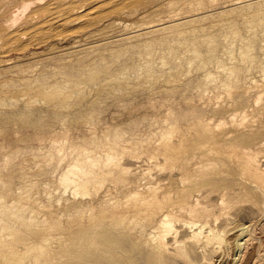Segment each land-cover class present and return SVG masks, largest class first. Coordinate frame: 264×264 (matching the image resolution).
<instances>
[{
  "label": "rangeland",
  "instance_id": "1",
  "mask_svg": "<svg viewBox=\"0 0 264 264\" xmlns=\"http://www.w3.org/2000/svg\"><path fill=\"white\" fill-rule=\"evenodd\" d=\"M24 1L29 3L28 7H22ZM39 1L17 0L8 7L9 11L12 9L10 12H0V28H12L0 37V82L11 80L8 90L15 91L23 87L19 80H50L52 84L62 85L64 91L73 89V93L68 99L70 102L60 110L53 108L57 100H42L34 110H27L25 97L19 101L12 99L15 106L8 108V115L0 119V224L10 225L21 233L36 230L45 221L58 225L50 233L30 235L34 247L29 249L30 259L26 258L24 264H84L86 258L80 249L84 241H81L79 227L72 224L71 219L83 213V219L88 220L91 205L85 211L72 214L68 210L75 203L89 201L90 195L84 200L73 198L70 191L57 187L47 158L39 151L49 149L53 134L67 136L73 142L88 139L92 132L101 136L106 131L119 136L114 157L116 168L110 174L104 173L108 181L99 187L102 199L92 202L98 210L103 209L102 213H108L111 208L126 210L129 191L140 187L141 183L168 187L170 195L176 199L178 187H182L180 176L193 173L188 163L191 155L199 152L193 150L195 144L211 146L220 132L231 130V118L237 113L249 112L248 124L261 132L257 139L264 142V97L258 106L261 109L253 108L258 92L264 93V0H204L197 9L187 8L189 3L175 6L174 0H73L75 6L84 2L78 16L65 13L59 6L50 9L49 0L40 1L42 4ZM19 10L13 22L12 14ZM37 10L41 18L25 29L24 23ZM149 19L152 24L145 27L174 21L195 22L169 32L132 37L142 33L137 32V26ZM247 40L252 48L245 58L240 50ZM146 42H149L147 46ZM230 47L234 48V59L227 54ZM194 50L200 52L195 59ZM188 61L193 62L190 68ZM231 66L232 75L227 72ZM89 73L94 74L95 81L88 79ZM207 73L217 76L215 86L232 81L238 91L230 95L213 85L206 86ZM157 76L162 77L157 79ZM164 76H177L179 83L166 85ZM253 81L260 86H252ZM248 86L250 93L242 98V104L232 111L223 106L229 105L232 99H240V91ZM0 96L9 100L2 92ZM31 119L40 122L46 119L52 124L36 132L27 128L26 123ZM64 119L67 124L59 122ZM163 128H172L167 135L170 152H166L169 145L162 138ZM27 176L39 180L40 187H36L39 195L36 193L37 197L26 201L19 199V193L26 189L22 186L28 183ZM243 187L231 180H213L209 185L204 184L193 197L204 198L212 212L208 218L210 225L223 229L234 223L258 220L262 213L264 200L260 193L249 184L245 186L248 189ZM41 188L42 191L46 188L52 199L45 198ZM32 191L29 190V196L34 194ZM223 202L224 207L227 205L224 210ZM125 215L131 214L126 212ZM187 215L182 214V218L189 219ZM180 225L176 224L178 236L188 231L186 227L179 228ZM127 229L109 226L103 230L108 250L115 260L121 264H155L152 251L144 245L149 230L131 237ZM171 239L166 240L168 248H160L161 264H198L202 260L201 250L189 243L188 260L178 257Z\"/></svg>",
  "mask_w": 264,
  "mask_h": 264
},
{
  "label": "bare ground",
  "instance_id": "2",
  "mask_svg": "<svg viewBox=\"0 0 264 264\" xmlns=\"http://www.w3.org/2000/svg\"><path fill=\"white\" fill-rule=\"evenodd\" d=\"M16 1L17 0H0V12L3 11L5 13L10 12L12 9L9 11L8 7L14 4ZM40 1L42 2V0ZM174 1H175L174 3L175 6H178L180 3H182L183 6L186 3H189V6H187V8H194V9H197V7L202 6L204 2V0H174ZM210 1L215 2L218 0H210ZM26 2L24 1L23 4L21 3L22 7L29 6V3ZM74 2L75 1L73 0H49L47 6L48 7L51 6L50 9L59 6L60 8H64L63 10L65 11V13L67 12L78 16L81 12V8L84 5V2L82 1L80 6H75ZM162 5H164V3ZM249 6H252V4H249ZM18 12H20V10L12 14L13 22L16 21L15 16ZM40 18L41 17L39 10L34 11L32 14H30L28 20L24 23L25 25L23 27L26 29V26H28L32 21L38 20ZM194 22L195 20H189L183 23L174 21V23L172 24L165 23L158 25L156 27H152V26L145 27L147 24H152V20L149 19L137 26L138 28L137 32H142V33L136 34L132 37H138L140 35H149L157 32H161V33L169 32L183 25H192L194 24ZM23 27H21V29H23ZM10 30H12V28L8 29V27L7 28L1 27L0 37H3L4 34L5 33L7 34L8 32H10ZM241 43H243V40ZM148 44L149 42H146V46ZM251 46L252 45H250L247 40V42H245L244 47L241 48L240 54L246 58L248 56L247 54L252 48ZM226 51L227 54L232 59H234L235 56L234 48L230 47ZM198 52L197 50L193 51V59L197 58ZM192 63L191 61L190 62L188 61L189 68L191 67ZM227 72L232 75V73L234 72L232 66L227 69ZM160 77L162 76H157V79H160ZM94 78H95L94 74H90L88 79L95 81ZM217 79H218L217 76L213 75L212 73H207L205 75V85L215 86L216 84H218ZM19 81L23 87L22 89L20 90L18 89L15 91H13V89L12 91L8 90L9 86L12 83L11 80H3L0 82V92H2V94L3 93L6 94L9 99L6 101L3 100L0 96V119L8 115L7 114L8 108L10 107L12 108L15 106L13 100L19 101L25 97L26 100L24 104L27 110H34L41 103L42 100H45V102L57 100L56 103L58 102V104L53 106V108L56 110H60L67 105V101L72 96L73 93V89H67L66 91H64V89L61 87L62 85H57L58 83L52 84L50 80H38L35 82H30L29 80L23 79ZM164 81L166 85L168 84L169 86H174L177 84V82L179 83V78L177 76L165 77ZM260 84L262 86V83ZM257 85L259 84L256 81H253L252 86L257 87ZM235 86H236L235 83L231 81L229 83L227 82L221 84L220 86H215V89L224 90L228 92L227 94L231 95L236 90L238 91V88H236ZM76 88L77 87H75V89ZM240 93L242 95L239 97L240 99H232L229 102V105H223V106L231 111L233 110V108L235 107L237 108L238 105L242 104V98H244V96H247V94L250 93V87L248 86L242 88V91H240ZM258 93L259 96L255 100L253 106V108L256 107V109L259 108L258 107L259 104H262L260 102H262L261 99L262 97H264L263 96L264 93H261V91H259ZM260 109L261 108L257 110ZM248 117H249L248 111H243L239 114L237 113V115L235 114V116H232L231 130L222 133L220 132L218 134V137L213 139L214 141L211 140L212 141L211 146L202 147L198 143L195 144V149L193 150L195 151L197 150L199 152H194L193 155H191L193 156L191 161L190 162L187 161L189 162L188 163L189 166L193 168L192 169L193 173H185L182 176H180L182 187H178V196L176 197V199L172 198L168 190V187H153L149 183L140 184L141 181H139L138 184H140L139 185L140 187L129 191L128 198L126 200L127 203L125 205L126 210L121 211V209L118 208H111L108 211V213H102L103 209L98 210L92 204V202L96 200L100 201L102 199L101 190L99 189V187H103V183L106 181V177L104 173L109 172L110 174V172L112 170L114 171V168H116V162L114 157L117 155L119 136L117 135L112 136L111 133L109 134L106 131L101 136L97 135L95 132H92L90 133V137L88 139H81L76 142H73V141H69L67 136L59 137L56 134H53L50 138L49 149L46 151H39L44 158H47V164L51 167V172L54 173V177H56V180H54L53 178L51 179L56 181L57 187H63L66 191H70L73 198L81 197L83 199L84 197L90 195V198H88L89 201L75 203L74 200L75 204H73L68 210V213L72 214L78 210L85 211L88 208V206L91 205L92 211L89 212L88 220L85 221L83 219L84 217L83 213L80 217H72L71 219V223L76 224L79 227V232L81 233V237H80L81 241H84L83 246L80 248L81 254H83V256L86 258L84 264H121L120 262H117L115 260L114 255H112L109 252L108 244L105 241L106 236L103 234V230L107 229L109 226H113L114 228L117 227L121 229L123 227L127 229V227L132 226L126 230V232H128L131 237L136 236L137 233L140 231L149 230L148 237L144 245L145 248H147V250L149 249L150 251H152L153 257H155L154 259L155 264H161L162 254L160 252V248L161 249L168 248L167 247L168 242H166V240L170 238H172L171 240L175 249L173 251H175V254L182 259L188 260V255H190L187 254V250H186L188 243L192 245L194 249L197 248L201 250L200 255H202V258L200 259L202 260L198 264H264V208L263 207H262L263 210L261 209L262 213L260 214V217L258 216V220L252 219L253 221H249L248 224L234 223L228 228L225 227L223 229H217L215 227H212L210 225L211 223H209L208 218L212 216V212L211 209L208 208L209 206L205 205L204 198H202L201 196L196 198L193 197L194 193L200 190V188H202L204 184L209 185V183L213 180H217L219 182L222 181L228 182V180H231L237 184L244 186L243 187L244 190L248 189V187H245L248 184L252 187L254 186V190L259 192L260 193L259 196L261 195V197L264 200V166H263L264 153L262 150L264 149L263 148L264 142L257 139V137L259 136L258 134L261 132L256 127L255 128H253L254 126L251 127L252 126L251 123L248 124L249 121ZM66 119L62 121L60 120L59 122H62V124H67L68 122ZM28 122L26 123L28 124L27 128L32 129L33 131L36 132L38 129L43 128V126L49 127L52 124V123L50 124L49 120L46 119L42 122L35 119H31ZM171 129L172 128L170 129L163 128L162 130V138L166 139V142L164 141L163 142L167 144V146L169 145V147L166 148V152H170L171 145L170 142L167 140V135L171 131ZM253 146L256 147L258 146V147L257 148L255 147L253 149L252 148ZM173 148L171 150H173ZM29 176L26 177V179H28L27 181L28 183L22 186V187H26V189L20 191L19 193V199L23 198L26 201L31 199V197L32 198L37 197L36 193H38V190L36 189V187H40L39 180H37L36 178L29 179ZM8 177H10V175H8ZM6 180L7 179H5V181ZM43 187H48V186H43ZM29 190L31 191L34 190V192L32 191L34 194L29 196ZM90 190H92V192ZM42 192L45 198H51V194L46 188H44ZM221 200L223 201L224 199L221 198ZM52 201L53 200H51V202ZM225 207H227V205ZM225 207L223 202L222 209L224 210ZM126 212H128L131 215L130 216L125 215ZM182 214H188L189 219L182 218ZM54 215H58V214H54ZM176 224H181L179 228L186 227L188 231L178 236V229ZM38 227H36L37 228L36 230L33 231L29 230V232L27 231L26 233L25 232L21 233V231H18L14 227L7 224H3L1 226V231L3 234L6 233V235H3L2 233H1L2 235H0V264H24L26 258L30 259L28 257L30 252L29 249L34 247V244L29 239L30 235L32 233L41 234L47 231L50 233L51 229L54 228L57 229L58 225L57 224L50 225L49 222L45 221L42 222ZM256 229L259 231V233H256L258 232L256 231ZM256 234L257 235L259 234V236L255 237ZM85 240L88 241L86 242ZM33 253L31 254L33 255Z\"/></svg>",
  "mask_w": 264,
  "mask_h": 264
}]
</instances>
